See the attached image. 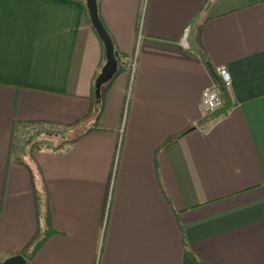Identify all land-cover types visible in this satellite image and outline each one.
Instances as JSON below:
<instances>
[{"label":"crops","instance_id":"crops-1","mask_svg":"<svg viewBox=\"0 0 264 264\" xmlns=\"http://www.w3.org/2000/svg\"><path fill=\"white\" fill-rule=\"evenodd\" d=\"M98 5L119 72L88 117L106 53L87 0H0V264L47 204L27 264H264V0ZM221 65L234 104L200 125ZM37 122L84 135L12 152Z\"/></svg>","mask_w":264,"mask_h":264},{"label":"trees","instance_id":"trees-1","mask_svg":"<svg viewBox=\"0 0 264 264\" xmlns=\"http://www.w3.org/2000/svg\"><path fill=\"white\" fill-rule=\"evenodd\" d=\"M119 59H120V57H119ZM118 72L119 71L116 72L114 77L118 74ZM111 80L102 86L100 98H98L96 96L95 85H94L93 96H92V108L87 115L88 117L91 115H95L96 113H97L96 115H99L101 113V110L103 108L104 93H105V90L108 89L109 83L111 82ZM216 81H217V85L219 87L224 105L221 109H219L216 112L207 113L206 116L202 120L199 121L200 125H205L206 123L210 122L211 120H214L220 116L225 115L228 112V110L234 104V102L232 100L231 92L229 90V87L226 86L223 82H221L217 78H216ZM28 124H31V125H39L40 124V125H42V123H38V122L37 123H28ZM25 126H24V124L17 123V125L15 126V131L18 132L20 129L24 128ZM49 126H53V125H49ZM82 135H84V133L79 134L75 138L65 140L64 143L62 145L58 146L57 148L62 147L65 143L74 142L75 140L80 138ZM31 142H29L26 146L22 147L21 150H23L24 154L29 156L31 160H34V157L40 148V144L38 141H33L32 143ZM16 150H17V145L15 143V138H14V142L12 145V152L13 151L16 152ZM28 168L30 169V171L32 173V177L34 179V182L37 181V177H36L37 175H36L35 171L33 170V167L28 165ZM39 200H40V198L38 195V191L36 189V203H37L38 208H39V205H41V202ZM43 219H44L45 225H42V223H41L39 225L35 235L27 243V245L24 247V249L22 251H20L19 253H16V254L24 255V257L27 259V263H29L35 257V255L39 252V250L44 245V243L48 240V238L55 233L54 230L52 229V225H51V217H50V213H49V209H48V204L46 205V210L43 213Z\"/></svg>","mask_w":264,"mask_h":264},{"label":"built area","instance_id":"built-area-1","mask_svg":"<svg viewBox=\"0 0 264 264\" xmlns=\"http://www.w3.org/2000/svg\"><path fill=\"white\" fill-rule=\"evenodd\" d=\"M189 29H186L183 38L181 39V44L185 48L189 49L190 44L188 41ZM136 68V59L134 58L130 64V71L133 73ZM215 77L223 82L226 86H230L232 79L231 74L227 66L221 65L213 69ZM202 108L205 113H213L221 109L224 105L217 81H214L210 86L206 87L202 92ZM49 125H31L28 124L24 128L20 129L17 133L16 145L20 148L26 146L29 142L33 140L34 132L38 128H42ZM59 135V134H58Z\"/></svg>","mask_w":264,"mask_h":264},{"label":"water","instance_id":"water-1","mask_svg":"<svg viewBox=\"0 0 264 264\" xmlns=\"http://www.w3.org/2000/svg\"><path fill=\"white\" fill-rule=\"evenodd\" d=\"M87 6L93 27L104 43L106 53V62L95 82L96 96L100 98L102 86L110 81L118 71L119 54L100 18L98 0H87ZM1 264H27V259L22 254H16L6 258Z\"/></svg>","mask_w":264,"mask_h":264},{"label":"rangeland","instance_id":"rangeland-1","mask_svg":"<svg viewBox=\"0 0 264 264\" xmlns=\"http://www.w3.org/2000/svg\"><path fill=\"white\" fill-rule=\"evenodd\" d=\"M60 130L61 129H58L57 127H54V126H44L42 128H38V130L36 132H34L33 141H38L39 144L43 145L47 142L46 136L49 138V140L53 144L57 143L58 141L59 142L61 141L63 143L65 140L70 139V138L63 139L65 137H63V135L61 133L66 134V135H67V133L64 131L62 132ZM50 137L52 139H50ZM16 139H17V134L15 137V142H16ZM17 149L20 152V154L23 155L24 152H23V150H21V148L19 146H17Z\"/></svg>","mask_w":264,"mask_h":264}]
</instances>
